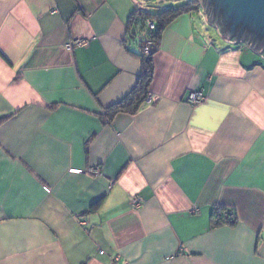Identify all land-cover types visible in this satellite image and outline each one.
<instances>
[{"label":"crops","instance_id":"0c3cea01","mask_svg":"<svg viewBox=\"0 0 264 264\" xmlns=\"http://www.w3.org/2000/svg\"><path fill=\"white\" fill-rule=\"evenodd\" d=\"M136 11L0 0V264H264V56L183 14L109 119L142 70Z\"/></svg>","mask_w":264,"mask_h":264},{"label":"water","instance_id":"95a60500","mask_svg":"<svg viewBox=\"0 0 264 264\" xmlns=\"http://www.w3.org/2000/svg\"><path fill=\"white\" fill-rule=\"evenodd\" d=\"M198 1L206 22L217 28L223 40L245 42L254 53L264 56V0Z\"/></svg>","mask_w":264,"mask_h":264},{"label":"trees","instance_id":"16d2710c","mask_svg":"<svg viewBox=\"0 0 264 264\" xmlns=\"http://www.w3.org/2000/svg\"><path fill=\"white\" fill-rule=\"evenodd\" d=\"M196 3V0H191L187 4L177 6L176 8H169L157 13H141L140 11H136L132 15L130 28L135 27L138 29V33L133 35L131 33V35L135 38H137L138 34L142 35L141 38H139L140 49H142L143 46L150 44L149 54L145 55L142 51L140 52L142 70L138 83L126 99L105 111V116L107 118L111 119L114 115L123 112L129 114L136 113L148 96V89L152 82L154 72L153 56L157 52L163 31L179 16L199 11L198 3ZM148 21L154 24L152 30L147 28ZM222 33L223 31H221V34Z\"/></svg>","mask_w":264,"mask_h":264},{"label":"rangeland","instance_id":"374dc122","mask_svg":"<svg viewBox=\"0 0 264 264\" xmlns=\"http://www.w3.org/2000/svg\"><path fill=\"white\" fill-rule=\"evenodd\" d=\"M190 1L191 0H138L139 3L143 2L144 6L149 9L150 12L148 13H153V12L157 13V12L169 9V8H176L177 6L187 4ZM196 1L198 3V10L200 11L192 12V14L197 16L196 19L198 23H201V25L203 26V29L206 32L211 34V36L215 37V39H217L218 41L222 42V39L220 38L217 30L206 22L205 14L203 13L202 3L198 0ZM139 8H143V4L138 5V9ZM199 19H201L202 22H199Z\"/></svg>","mask_w":264,"mask_h":264},{"label":"built area","instance_id":"2783aa9c","mask_svg":"<svg viewBox=\"0 0 264 264\" xmlns=\"http://www.w3.org/2000/svg\"><path fill=\"white\" fill-rule=\"evenodd\" d=\"M147 28L152 30L154 28V24L150 21L147 22ZM86 45V41L83 40H77L74 41L73 43H71L70 45H68V50L73 49L74 47H82ZM149 45L147 44L146 46H143V48L141 49V51L146 55L149 54ZM148 102H152V98H148L147 99ZM204 101V97L201 93H196V92H190L187 97H186V103L192 106H196L199 105L200 103H202ZM93 173H98V170H96ZM131 204L134 208H139L141 206V201L140 199H132ZM217 214V213H216ZM217 218V217H216ZM234 219L233 215L225 212V213H221V215H219V217L217 219H215V221L213 222L214 225H218V223L221 221H225V222H229L232 221ZM82 225H85V223H81Z\"/></svg>","mask_w":264,"mask_h":264}]
</instances>
